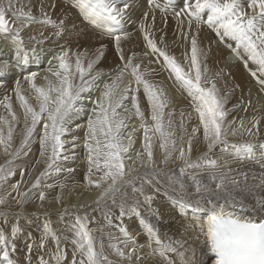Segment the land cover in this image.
Here are the masks:
<instances>
[{
    "label": "snow or ice",
    "instance_id": "snow-or-ice-1",
    "mask_svg": "<svg viewBox=\"0 0 264 264\" xmlns=\"http://www.w3.org/2000/svg\"><path fill=\"white\" fill-rule=\"evenodd\" d=\"M57 2L58 0H52L47 6L54 9ZM147 2L149 5H155L161 12L171 9L175 17L181 21L187 19L189 29L193 21L197 25L203 23L212 29L221 42L225 38L234 41L236 46L231 50L237 59H243L246 68L249 61L256 65L251 75L253 77H256L257 73L264 75V0H182V7L178 11L172 8L171 0H168L164 7L156 3V0ZM69 3L78 11L83 21L113 39L116 53L123 61V66L118 69L111 81L104 82L100 95L90 100L93 107L88 115L83 145L88 161L85 179L88 184L102 189L97 197L96 206L104 207L105 210L102 212L104 220L111 224L113 219L121 220L125 216L135 215L147 234L150 255L159 256L163 264H177V261L179 264H196L194 250L190 246L186 247L180 241L162 240L155 226L142 216L141 201L135 199V194H139L149 211L158 215L151 209L153 196L145 195L144 185H152L156 176L163 174L167 176L165 195L174 205H178L181 213L189 209L193 213L191 222L184 225V230L205 237L210 251L215 254V264H264V220L256 222L254 218L243 214V205L237 197L248 190L247 173L231 166L233 161L249 162L264 169V151L257 154L253 149L252 139L238 142L229 140L230 136L238 135L258 137L261 118L254 115L248 122L241 119L238 124L235 120L227 121L225 109L227 94L221 96L215 80L207 76L208 68L201 62V56L205 54L201 51L196 36L191 37L190 58L188 53H185L187 63L185 69L166 49L158 47L149 34L150 26L141 22L139 30L143 34L146 47L153 55L158 54V58L162 57V63L169 71V78L174 77V82L187 93L191 101L190 106L197 114L199 123L193 126L191 134H188L184 127L183 112L177 126L173 119V111L166 112L170 103L169 98L163 88L157 87L145 78L141 64L134 62L137 54L124 55L121 41L128 38L129 33L123 31L122 25L126 19V10L130 7V0H69ZM45 7V0H40L41 18L38 19L32 11L31 0L27 4V10L25 0H0V38L10 42L14 60L11 68L24 73L23 82L29 85L37 101L36 107L29 102L22 91V81L17 77L12 91L23 111L24 130L19 146L13 148L14 129L19 117L8 95L0 100V106L7 112V116L0 114V148L10 156L5 164L0 165V184L15 174L13 161L33 142L34 137L39 144V157L36 158V163L39 164L43 160L45 167L36 176L30 189L40 187L42 178L52 173L72 171L60 166L61 161L70 158L65 154L66 144L69 142L63 137L72 131L70 125L74 117L84 110L85 94L98 87L96 81L102 75V72H96L95 75L92 73L94 65L103 57L106 46L101 44L92 58H87V50L72 51L65 45H59V39L69 31L67 17H58L54 20L45 11ZM148 15L147 12L144 13L145 20ZM32 24L51 26L54 31L47 36L42 31L37 35H31L26 45L22 32ZM76 28L77 25L73 22L70 31L75 32ZM183 35L187 40L188 33ZM50 37L56 38L55 43L60 50L55 51L49 58V67L45 70L48 75L43 77L45 83L41 85L36 82L39 73L26 71L22 66L28 65L30 58L39 63L45 51L43 45ZM144 55L147 56L148 53L145 52ZM157 62H160L159 59ZM9 72L8 62H0V84L8 78ZM126 73L132 78L127 84L124 83ZM133 82L135 88L131 87ZM258 83L264 90V78L259 79ZM141 88L147 100L150 123L141 109L137 95ZM129 97L134 115L140 120L139 128L143 130V153L137 152L136 159L141 165L155 164L153 153L155 138L163 153L161 164L167 165L173 160L181 161L178 175L172 169L149 167L140 173L126 166L125 160L130 159L128 154L134 143L137 128L133 127L125 137L124 131L128 128L126 120L129 117L122 116L117 109L124 107ZM76 127L80 128L81 125ZM201 130L206 151L193 158V137ZM75 140L76 137L73 136V149L76 148ZM217 147L220 148V157L214 158L213 150ZM261 148L264 149V144ZM144 154L147 156L146 161ZM23 155L27 156L28 152H23ZM132 163L135 164V161ZM94 170L101 173L96 180L91 179ZM19 174L21 178L25 176L24 167L19 168ZM236 174L243 175L244 181L238 180ZM137 180L141 182L140 187L136 186ZM22 182L23 179L11 185L21 198L16 200L20 205L27 203L29 198L28 192L19 190ZM46 187L52 188L53 185L49 184ZM60 187L63 188L64 185L61 184ZM127 187H131L134 194L131 203L128 192L123 191ZM155 191L158 192L159 188H155ZM6 196L7 193L0 196V205L6 203ZM56 199L59 202L60 197L57 196ZM39 200H45L44 191L40 192ZM109 200L111 208L107 205ZM112 208H117L119 215H114ZM260 210L264 211V201L261 202ZM200 213L204 215H197ZM63 214H67L66 211ZM9 216L15 217L16 223H12L10 227L0 226V259L4 264H15L9 253L10 250H15V238L23 231L19 224L22 213L0 210V218L5 225L8 224ZM88 222L87 216L76 215L74 220L66 225L67 232L58 234L51 222L45 219L42 226H39L38 240H34L31 233L27 234V239L32 241L27 244V249L29 252L34 248L41 251L38 264H122L124 261L131 264L133 257L137 262L141 260L138 249L143 245H138L136 237L127 228L119 227L123 239L109 233L105 244L104 235L101 234L99 237L94 235L88 227ZM49 241L54 245L50 250ZM153 241L155 247L152 246ZM68 244L72 246L71 260L67 259ZM174 244L179 247L173 246ZM109 251L119 260L111 259ZM170 254H175L177 259H172Z\"/></svg>",
    "mask_w": 264,
    "mask_h": 264
},
{
    "label": "rangeland",
    "instance_id": "rangeland-1",
    "mask_svg": "<svg viewBox=\"0 0 264 264\" xmlns=\"http://www.w3.org/2000/svg\"><path fill=\"white\" fill-rule=\"evenodd\" d=\"M28 2H29V0H25V5H26L25 10H27ZM39 2H40V0H31L32 11L33 12H39V11H35L34 10L35 9V7H34L35 5L38 8V5H39L38 3ZM45 2H46L45 3L46 6H47V5H50L52 3V0H49V1L45 0ZM156 3H159L161 7H164L168 3V0H156ZM60 4H64L66 6L67 12L64 13L63 18L66 16L67 17V22H69V32L66 31L64 34H66V35H70L71 34V31H70V28H71V25H72L71 22H75L76 24L80 25V27H82L86 31H88L89 34L92 35V39L90 40V41L93 42V46L91 45L92 48L90 46V48L92 49V52H90L91 49L87 46V44L85 42H83V46L85 48L88 47V50H89L87 58H91L93 56V52H95V50L97 48H99L101 44H104L106 46L104 48L105 49L104 50V55H103V57H101L102 60L100 59L99 61H97V63L94 66L93 71L99 72L103 68H109L113 63L114 64L116 63L115 61H117V64H118L117 65V70L120 67H122L123 66V61L121 62V60L119 59L118 54L116 53L115 43H114L113 39L111 37L103 35L99 30L94 29L86 21H83L82 17L79 15L78 11L75 8H73L72 5L69 3V0H58L57 5H60ZM171 4H172V8H174L176 11H178L180 9V7H182V0H171ZM47 7H45V11L48 12V14L51 17H54L53 18L54 20H56L58 17H56V15H53L52 13L50 14L49 11L52 12V10L50 8L46 10ZM245 7H246V4H245ZM68 10H70V11H68ZM152 11H153V13H152ZM145 12H147L149 15L152 13L151 16L148 15L147 20L144 19V13ZM141 13H143V14H141ZM158 13H160L159 16H160L161 26L158 28V32H153L155 30L152 29L153 28L152 27L153 26V22L151 21V19H153L152 17H155L156 16L155 14H158ZM8 15H9V17H11L10 13ZM34 15L36 16V14H34ZM132 17H135V20L133 22L131 21L133 19ZM37 18L39 19L41 17H37ZM204 18L206 19V16ZM74 19H75V21H74ZM77 21H79V22H77ZM141 22H144V23L147 22L146 24L150 26L148 28V31L150 30L149 34L156 41L158 47L166 49L169 52L170 55L174 56L176 58V60L183 67H185V69H187V63L185 61V53L187 52L188 56L190 58V51H189L190 47H191L190 41H191V37L194 36L193 34L196 35V38L198 40V38H205V37L208 36L209 33H211L210 35L213 38L211 39L212 41H208L207 42L208 48L207 47L206 48L201 47V51L205 54V55L201 56V62H202V64L206 65L207 68H208L207 76L210 77V78H213L215 80V82L217 84V88L219 90V94L221 93L222 89L226 90V91L230 90V93L236 92V93L240 94V96L237 99H236V97L235 98L233 97L234 99L232 98L231 101L227 97V100H226L227 102L225 104V109L227 110V115H228V113H230V114L232 113L231 117H233L234 115L240 116V119H238V120L236 119L237 124L239 123V121L241 119H243L245 122H248L252 118L251 113L254 116L256 114V112H259L256 115H258L259 117L263 116L261 113L264 112V106L262 105L263 108L262 109H258V108H261L262 106L257 107V106H254V105H255V102L257 100V98L255 96V92H256V94L258 93V95L263 94V96H264V90H261L262 87L258 83V80L260 78H264V75H262L260 73H257L256 77H253L251 75V71L255 70L256 65H254L251 61H249L248 62V67L246 68L243 59H237V57L234 55V53L231 50L232 47L236 46L234 41L230 40L229 38H225V40L223 42H221L220 39L216 36V34L212 31V29H210L206 24H203V23L197 25V23L195 21H193V23L191 25V29H189V25H188L187 19H183L181 21L180 18L175 17L174 12L171 9H169L168 11H165V12H161L159 8L155 7V5H149L147 0H130V7H129V9L126 10V19H125V21H124V23L122 25L123 31H125V32L128 31L127 33H129V36H128V38L123 39L121 41V47L123 49V52H124L125 56L126 55L130 56L133 53H136L137 55L134 57V62H137V63L141 64L142 72H146L145 73V78L149 79V77H152L151 79H149V81L154 83L155 85H157V87L164 89L165 94L169 98V101H170L169 107L166 109V112L167 111H173V117H175L177 119V121H178L177 126L179 125V122L181 120V115L180 114H181V112H183V114H184L183 119L186 118V119H184V127L187 130V133L191 134V130L190 129H192V127H193L192 124L195 123L193 120L196 119V117H197L196 115L197 114L193 111V109H191V106H190L191 101H190V98L187 96V93L184 92L182 89H180L179 85H177L174 82V77L171 78V79L169 78V71L166 70L165 66L163 65L162 57L158 58V54L157 55H153L151 53V50L146 47V42L143 39V34L139 30V25L141 24ZM84 25H85V27H84ZM34 28H36L35 30H38V33L42 31L44 33V35L48 34V32H53L54 31V29L51 26H43V25H40V24H32V25L29 26V28L25 29L23 32L27 33V34H33V32H30V30L32 31ZM77 28L79 29V26ZM130 28L132 30H130ZM203 32L206 33V34H204ZM184 33H188V39L187 40L184 39V35H183ZM161 37H163V42H161ZM172 37H174V38H172ZM0 40H1L0 41V46H1L0 47L1 51L0 52H2V51L4 52V48H5V51H6V48H8V51L4 52V54H6V56H7V58L9 60L11 59L12 61H14L12 59L13 51H12V49L10 47V42L9 41H5L2 38H0ZM58 44L59 45H64L63 43H60V41H59ZM67 46L70 47V45H67ZM219 46L221 48L220 50H222V51L225 50L227 55L230 56V57H228L226 55V60L229 63H222L219 60V58H218V60H215V62L216 61L218 62V65H219L218 66V65L212 64L211 60L213 59V61H214V55H218L220 57L222 56L223 53L218 49ZM58 48L59 47H57V48H51L50 47L49 49L48 48H44L46 50V52L44 51V53L41 55L42 59L45 58L44 54H50L51 53L50 55H54L55 51H59L60 50ZM53 50H54V52H53ZM240 51L242 52V49H240ZM145 52H147L149 55L145 56L144 55ZM210 56H211V58H210ZM87 58H85V66H86V63H87L86 62ZM158 59H159L160 62H157ZM244 59H246V55L244 56ZM0 62H2L1 59H0ZM107 62H110V64L109 63L107 64ZM39 64L41 65V62ZM39 64L37 62L33 61L30 58L29 64L26 65V67L25 66H22V67H24L26 69V71L27 70L28 71H34V69H35L34 67L35 66L38 67ZM233 64H236V65L240 66L241 70L244 71V73H245V78L242 77L241 79H238L236 71L232 74V72H233L232 70L233 69H231L232 68L231 66H233ZM106 65H107V67H106ZM48 67H49V65L46 66L45 68H48ZM98 69H99V71H97ZM42 70H44V69L42 68ZM223 71L225 72V74H223L224 73ZM154 72H155L156 75L153 78L152 74ZM209 72H210V75H209ZM116 73H117V71H116ZM148 73H149V77L147 75ZM150 73H151V75H150ZM217 73H219V75H217ZM45 75H48V73L46 71L41 72V74L37 77L39 80L37 79L36 82L38 84L43 85L45 83L44 80H43V77ZM246 76H247V78H246ZM128 77H130V76L126 73V79ZM219 77H221V78H219ZM245 79H246V81H245ZM220 80H222V81L220 82ZM255 80L257 81V83H256ZM238 81H239V86L240 87H237L238 86L237 85ZM231 83L233 85H231ZM235 83H236V85H235ZM252 83H253V85L255 83L258 84V85H254V86L252 85L251 86ZM224 85H225V87H224ZM244 85L247 88H245ZM132 86H134V88L136 87L134 82H133ZM231 86L234 87V88H232ZM242 90H244V91L242 92ZM248 90L251 91V92H249ZM254 90H255V92H254ZM97 91L100 93L102 90H101V88H99L98 90L93 91L92 95H90L92 98L85 94V101H84V108L85 109L83 110V112H85V113H83V112H82L83 114L80 113L78 115V118H76L75 120L72 121V123L70 125V128L74 127L77 130L78 129H80V130L84 129L86 131V128H83V127L77 128L76 126L79 125L80 122L83 123L85 121V119H86V115L88 117V114L91 113V108L93 107V105L91 104L90 100L95 99V92H97ZM140 91L141 92L143 91L142 88L139 90V92ZM173 93L177 94V96L174 97ZM5 95H6V93L2 94V92H0V100H3ZM93 95H94V97H93ZM220 95L224 96L222 93ZM179 97H181L182 99H180ZM239 98H241V99H239ZM244 98H246V99H244ZM176 99H180V100H176ZM247 99L248 100L250 99L251 101L249 100V102H248ZM232 100L234 102H232ZM235 102H239L242 105V107H243V108L240 107L241 108L240 114H239V112H237L235 110V108H236V107H234ZM177 103H179V104H183L184 103L183 104L184 107L182 105L181 106H177L178 105ZM242 103H245V104H242ZM250 104H252V105H250ZM251 107L253 108L252 110L250 109ZM244 109H246V110H244ZM256 109H258L259 111L256 110ZM187 110H188V112H186ZM189 110L192 111V112H190ZM260 110H261V112H260ZM120 114L122 116L129 117L126 120V123L128 124V128L124 131V136L125 137L127 136L128 132L132 131L133 127L137 128V132L134 133V143H133L132 148H131V150H130V152L128 154L130 159H126L125 160L126 166L127 167H132V168H134V167L138 168L137 170H135V168H134V171H136V172H138L139 169L142 166L159 168V167L156 166V164H154L152 166H148V165L146 166V164L141 166L140 161L136 159V153L137 152L143 153V144H142L143 130L139 128L140 120L134 115V109H132V107H131L130 110H127V111H125L123 113H120ZM247 114H248V116H247ZM83 118H85V119H83ZM146 119L148 120L149 123L151 122L150 121V116L146 117ZM226 119H227V121H231L228 117H226ZM82 120H84V121L82 122ZM74 121H76V122H74ZM191 121H193V122H191ZM196 122L199 123L198 121H196ZM84 123H83V125H84ZM85 131H84V133H85ZM177 132H179V127H177ZM17 133H19V130H18ZM244 137L245 136L242 137V136H239V135L236 136V137H231L230 136L229 140L238 142V141H242V138H244ZM259 138H260V136L255 138L254 141L255 140L258 141ZM155 141H156V139L154 138L153 145H154ZM196 141H198V145L200 144L201 141L203 142L202 130H201V132L197 133L196 136L193 137V148H195ZM126 142L127 141L125 139V143ZM258 143H260V145H259L260 147L256 148V147L253 146V148H255L257 150V152L260 153L261 151H264V149L261 148V145L264 142L259 141ZM204 146H205V144L203 145V147ZM258 148H259V150H258ZM67 149H68V147H66L65 154L69 155V157H70V154L72 153V150L71 149L67 150ZM0 150H2V148H0ZM203 151H206V149L202 150V152ZM200 153H201L200 151L197 152V153L195 152V154H193L192 157L195 158ZM213 156H214V158H219L220 157V148L219 147H217V148H215L213 150ZM226 158H228V157H226ZM144 159H145V161L147 160L146 154H144ZM228 159H230V158H228ZM0 161L2 162L4 160H1V157H0ZM133 161H135V164L132 163ZM1 162H0V165H3L4 163L3 162L1 163ZM64 162H66V161H63V162L61 161L60 164H62ZM170 162L171 163H169L167 165V167L164 168V169H166V170L167 169H172L178 175V166L181 164V161L173 160V161H170ZM177 163H180V164L178 165ZM235 163L236 162L233 161L231 166L233 167L235 165ZM76 164L77 163H74L73 166H71L69 169H72ZM139 166H141V167H139ZM44 167H45V165H44ZM67 167H69V166H67ZM15 169H16L15 174L12 177H8L6 182L0 184V196H4L7 193L6 203L4 205H0V210L8 211L10 213H15V212H21L22 213V216H21V218L19 220V224L22 227L23 231L21 233H19L18 236L15 238V244H16L15 250L14 251L10 250V253H9L10 258L15 262V264H38V258L41 255V251L39 249H36V248H34L31 252L28 251L27 244L32 242V241L27 239V234L31 233L32 237L34 238V240H38L39 239V235H40L39 226H42V224H43L45 219H47L48 221L51 222L52 227L55 230H57L58 234H59L60 232H67L66 225H68L69 222L73 221L76 215L87 216L89 218L88 227L93 231V234L96 235L97 237H99L102 234L103 229L106 227L105 226L106 221L104 220V218L102 216V212L105 209H104V207L97 208V206H96V200H97L96 198L99 196L100 192L96 195L97 197H95V199L93 201H91L90 203H86L85 205H82L83 207L80 206V207H77V208H76V206H74V207L72 206L73 208H71L69 205H66V203H71V202L73 203L74 201L72 200V198L75 199L76 196L80 195V193H76L77 189H72L71 191H69L71 194L70 193L67 194L68 190L64 191V192H61L62 194H60V196H59L60 197L59 201L61 203V204L59 203L60 208H57L58 209L57 213H53L56 216H54L53 214H52L53 216H51L50 214H47V211H49V210H46L45 212H42V213L39 212V208L41 206H43V207L47 206L48 207L50 205L49 202H48V199H45L44 201L38 200L37 203H35V209L34 210L33 209H29L28 204L20 205V204L16 203V200L17 199H21V198L17 196L16 190H13L11 188L12 184L16 183V181H18V180L23 179V182L21 183L19 190L22 191V192H28V197H29L28 198V202L33 200V196L39 199V194H40L41 191H44V188L41 186V187H38V188H35V189H30V184H31V182L33 183L35 181V178H36L37 175H39L41 169L38 170V172H35L34 176L31 177L30 175H26L25 174V176L23 178H21V176L19 174V168L17 167ZM87 172H88V169H87ZM87 172H85V174ZM66 173H68V172H65V174ZM93 173L98 174V176L97 175L95 176L96 179H98L99 176L101 175V173L99 174V172H96V171L93 172ZM54 174H56V173H54ZM161 175L157 176L156 181H153L152 185L145 184L144 185V190H145V195L153 196V200L154 199H159V202L156 201V205H158V203H159L160 206H164V205H166V202L168 200H170V199L168 198V196L165 195V186L167 184V176H165L163 174H161ZM47 177L48 178L52 177V174H50ZM160 177H162V178H160ZM44 178H46V177H44ZM44 178H42V179H44ZM59 178H60V176L58 178H57V176H54L53 181L51 179V181L50 180L49 181H45V183L47 185L52 184L55 181H57ZM96 179H94V180H96ZM157 181H158V183H157ZM159 182H162V183H159ZM140 183H141L140 180H137L136 181V186L140 187ZM88 185H89V187L86 186V188H85L86 191H88V190L93 188V185H90V184H88ZM155 188H159V191L158 192L155 191ZM61 190H63V188ZM85 190L83 189L80 192H83ZM126 190H128V191L131 190V187H127L123 191H126ZM9 192H10V194H9ZM9 200H10V202H9ZM52 202H54V201H51V203ZM55 204H57V203L55 202ZM107 205L110 208L112 207L110 200L107 201ZM152 206H154V203L151 204V207ZM90 210H92V211H90ZM117 210H118L117 208H112V211H113L114 215H119V212L116 213ZM65 211H66L67 214H63L62 215V213L65 212ZM89 211H90V213H89ZM78 212H80V214ZM34 213L37 214V215H33ZM116 221L117 220L113 219V222L111 223V224H113L110 227L112 235H114L115 230L119 226L118 223H116ZM12 223H16V219L13 216H9L7 225H5L3 219L0 218V226L10 227V225ZM68 234L70 235V233H68ZM53 247H54V245L51 243V241H49V250L52 249ZM71 249H72V246L70 244H68L67 245V252H68L67 259L68 260H71ZM45 251H47V250H45ZM45 258L46 259L48 258L46 254H45ZM132 263L135 264L136 261L132 260ZM0 264H4L2 259H0Z\"/></svg>",
    "mask_w": 264,
    "mask_h": 264
},
{
    "label": "bare ground",
    "instance_id": "bare-ground-1",
    "mask_svg": "<svg viewBox=\"0 0 264 264\" xmlns=\"http://www.w3.org/2000/svg\"><path fill=\"white\" fill-rule=\"evenodd\" d=\"M49 1V0H48ZM51 2V1H50ZM46 3V2H45ZM40 4V2L38 3ZM35 11H39V5H38V8L37 6L35 5ZM47 7V6H46ZM51 9L52 12L49 11V13L53 14V15H56V17H59V18H63L64 16V13L67 12V8L64 4H60V5H57L54 9L51 8V7H47V9ZM70 11V10H68ZM148 11V10H147ZM34 14H36L37 17H41V14H40V11L39 12H33ZM69 13V12H68ZM153 13V11H152ZM151 13V14H152ZM157 13V12H156ZM143 14V13H141ZM151 14L149 16H151ZM160 13L158 14H155L156 16L154 17L155 19H151V21L153 22V32H158V28L161 26V22H160V16H159ZM154 15V14H153ZM69 17V16H68ZM80 17V16H79ZM52 19L54 17H51ZM65 18V17H64ZM133 19L131 20L132 22L135 20V17H132ZM153 18V17H152ZM78 19V18H77ZM150 19V18H149ZM75 21V19H74ZM80 21V20H79ZM77 21V22H79ZM162 21V20H161ZM68 23V26H69V22ZM73 23V22H71ZM147 23V22H146ZM151 23V22H150ZM76 24V23H75ZM130 24V23H129ZM78 25V24H76ZM131 25V24H130ZM79 26V29L76 28V31L75 32H71L70 35H66V34H63L62 38L59 39L60 43H63L64 45H70V49L72 51H78V52H83L85 50H87V52L89 51L88 50V47L90 48V46L92 45L93 46V42L90 41L92 39V35L88 33V31H86L84 28L80 27ZM77 26V27H78ZM85 27V25H84ZM88 27V26H87ZM32 28V27H31ZM48 28V27H47ZM134 28V27H133ZM36 28H34L32 31L30 30V32H33V34H27V33H24L22 32V37L24 38L25 40V44L27 45V40H28V37L31 36V35H37L38 34V30H35ZM38 29V28H37ZM51 29V28H50ZM71 29V28H70ZM46 30V29H45ZM130 30H132L130 28ZM197 30V29H196ZM150 31V30H149ZM69 32V31H68ZM128 32V31H126ZM50 32H48L49 34ZM193 33V32H192ZM201 33V32H200ZM204 33V32H203ZM202 33V34H203ZM209 33V32H208ZM207 33V34H208ZM213 33V32H212ZM48 34H46L45 36H47ZM206 34V33H204ZM203 34V35H204ZM211 33L208 34L207 37L205 38H198V45L201 49V47L203 48H208L207 46V42L208 41H212L211 39L213 37H211L210 35ZM194 36H196L195 34H193ZM175 36V35H174ZM178 36V35H177ZM198 36V35H197ZM200 36V35H199ZM95 37V36H94ZM183 37V36H182ZM174 38V37H172ZM75 39V40H74ZM1 41V40H0ZM58 41V43H59ZM176 41V40H175ZM56 42V38L55 37H50V39L48 41H45L43 47L44 48H57V43ZM83 42H85L87 44V48H85L83 46ZM128 42V41H127ZM130 45V44H129ZM211 45V44H210ZM91 46V48H92ZM133 46V45H132ZM182 46V45H181ZM1 47V46H0ZM39 47V46H38ZM68 47V46H67ZM131 47V46H130ZM134 47V46H133ZM183 47V46H182ZM90 48V49H91ZM181 48V47H180ZM59 49V48H58ZM178 49V48H177ZM189 49V48H188ZM216 49V48H215ZM218 49L220 50V46L218 47ZM223 49V48H222ZM105 50V49H104ZM1 51V50H0ZM6 51H8V48H6ZM5 51V48H4V52ZM205 51V50H204ZM223 54L222 56H218V55H214V61L213 59L211 60V63L214 64V65H218V62L215 60H219L222 62V63H229L227 60H226V55L227 53L222 50H220ZM4 52H0V59L2 62L4 61H7L9 66H10V72L7 74V79L3 82V84H0V92H2V94L6 93V95H8L11 99V103L13 105V109L15 110V112L17 113V116L19 117V122L17 123L15 129H14V136H13V148L19 146L20 144V140H21V137H22V133H23V130H24V121H23V111L22 109L19 107V102L16 100L15 98V95L12 91V88L14 86V81L17 77H19L22 81V91L23 93L28 97L29 99V102L34 106L36 107L37 105V101L35 99V94L34 92H32V90L30 89L29 85L26 83V82H23V72L21 71H18V70H15V69H12L11 66L12 64L14 63V61H12L11 59L9 60L6 56V54H4ZM46 52V50H45ZM54 52V50H53ZM92 52V49L91 51ZM3 53V54H2ZM94 53V52H93ZM169 53V52H168ZM51 54V53H50ZM50 54H44L45 55V58L42 59V57L40 58V62H41V65L39 64L38 67H34V71L38 72L39 75L41 74V72H44L47 68H45L46 66H48V60L49 58L52 56ZM129 54V53H128ZM217 54V53H216ZM221 54V53H220ZM149 55V54H148ZM174 55V54H173ZM127 56V55H126ZM228 56V55H227ZM230 57V56H228ZM92 58V57H91ZM118 58V57H117ZM211 58V56H210ZM102 60V59H101ZM112 60V59H111ZM213 61V62H212ZM87 62V61H86ZM111 62V61H110ZM110 62H107V64ZM116 63L112 64L109 68H103L101 71H99V69L97 71L99 72H102V75L100 77V79H98L96 81V85L98 87H95L94 89H92L90 91L89 94H86L88 96L92 95V92L95 91V90H98L99 88H101V90H103V84L105 81H108L110 82L112 77H114L117 73L116 71L117 70V61H115ZM122 62V61H121ZM137 63V62H136ZM121 64V63H120ZM87 65V63H86ZM95 66V65H94ZM219 66V65H218ZM26 67V66H25ZM107 67V65H106ZM233 69L232 71V74L236 71V74H237V78L238 79H241L242 77L245 78V73L244 71L241 70L240 66L236 65V64H233V66H231ZM42 68L44 70H42ZM230 68V67H229ZM148 69V68H147ZM251 69V68H250ZM159 70V69H158ZM28 71V70H27ZM142 71V69H141ZM218 71V70H217ZM220 71V70H219ZM157 72V71H156ZM215 72V71H214ZM224 72V71H223ZM20 73V74H19ZM146 73V72H145ZM96 74L95 71H93V75ZM208 74V73H207ZM225 74V72L223 73ZM44 75V74H43ZM42 75V76H43ZM148 77H149V73L147 74ZM151 75V73H150ZM155 72L152 74L153 78L155 76ZM209 75H210V72H209ZM159 76V75H158ZM222 76V75H221ZM225 76V75H224ZM233 76V75H232ZM231 76V77H232ZM227 77V76H226ZM234 77V76H233ZM259 77V76H258ZM152 77H149V79H151ZM221 78V77H219ZM235 78V77H234ZM247 78V76H246ZM38 79V78H37ZM132 78L131 77H128L127 79H125L124 83L127 84L129 80H131ZM148 79V80H149ZM166 79V78H165ZM216 79V78H215ZM227 79V78H226ZM261 79V78H260ZM39 80V79H38ZM162 80V79H161ZM251 80V79H250ZM222 80H220L221 82ZM226 81V80H225ZM237 81V80H236ZM246 81V79H245ZM244 81V82H245ZM248 81V80H247ZM256 81V80H255ZM249 82V81H248ZM216 83V82H215ZM218 83V82H217ZM226 83V82H225ZM233 83V82H232ZM231 83V85H233ZM257 83V81H256ZM254 84V85H258V84ZM222 84V83H221ZM133 85V83H132ZM132 88H134V86H132ZM236 85V83H235ZM237 87H240L239 86V81L237 83ZM242 85V84H241ZM247 85V84H246ZM253 85V83L251 84V86ZM253 85V86H254ZM245 86V85H244ZM225 87V85H224ZM232 87V86H231ZM230 87V88H231ZM243 87V86H242ZM256 87V86H255ZM227 88V87H226ZM234 88V87H232ZM245 88H247L245 86ZM220 89V88H219ZM238 89V88H237ZM236 89V90H237ZM250 89V88H249ZM143 90V89H142ZM239 90V89H238ZM262 90V89H261ZM232 91V90H231ZM234 91V90H233ZM240 91V90H239ZM244 90H242L243 92ZM246 91V90H245ZM249 91V90H248ZM247 91V92H248ZM253 91V90H252ZM260 91V90H259ZM251 92V91H249ZM248 92V93H249ZM255 92V90H254ZM253 92V93H254ZM221 93L225 96V94H227V97L229 98V100L231 101V99L234 97H236V99L240 96L239 93H236V92H232L230 93V90L229 91H226V90H221ZM220 93V94H221ZM246 93V92H245ZM261 93V92H260ZM34 95V96H33ZM100 95V93L97 91L95 92V99ZM138 97H139V101H140V106H141V109L145 112V116L146 117H149L150 116V113H149V109H148V105H147V100H146V97L144 96L143 94V91L141 92H138ZM245 95V94H244ZM258 93L256 94L255 92V96L257 98L256 102H255V105L254 106H264V96L263 94H260L258 95ZM173 96L176 97L177 94L173 93ZM2 97V96H1ZM91 97V96H90ZM94 97V95H93ZM244 97V96H243ZM246 97V96H245ZM92 98V97H91ZM180 99H182L181 97H179ZM233 98V99H234ZM255 98V99H256ZM180 99H176V100H180ZM241 99V98H239ZM246 99V98H244ZM252 99V98H251ZM174 100V99H173ZM248 100V99H247ZM250 100V99H249ZM248 100V102H249ZM243 101V100H242ZM251 101V100H250ZM227 102V101H226ZM232 102H234L232 100ZM185 103V102H184ZM183 103V104H184ZM178 104V105H177ZM176 105L177 106H183V104H179L177 103ZM242 104H245V103H242ZM249 104V103H248ZM254 104V103H253ZM235 105H239L238 107L235 108V110L237 112H239L240 114V111H241V108L242 105L239 103V102H235ZM247 105V104H246ZM252 105V104H250ZM263 106L261 108H258V109H262ZM184 107V106H183ZM249 107V106H248ZM243 108V107H242ZM247 108V107H246ZM85 109V108H84ZM125 109L127 110H130L131 109V99L129 97V99L127 101H125L124 103V107L120 108V109H117V111L119 113H123L125 112ZM185 109V108H184ZM192 109V108H191ZM190 109V110H191ZM248 109V108H247ZM251 110L253 109L252 107L250 108ZM256 109V110H258ZM189 110V111H190ZM245 110V109H244ZM250 110V111H251ZM259 111V110H258ZM263 111V110H262ZM83 112V111H82ZM81 112V113H82ZM178 112V111H177ZM185 112V111H184ZM188 112V110L186 111ZM185 112V113H186ZM192 112V111H190ZM231 112V111H230ZM249 112V111H248ZM253 112V111H252ZM261 112V110H260ZM85 113V112H83ZM82 113V114H83ZM90 113V112H89ZM235 113V112H234ZM233 113V114H234ZM250 113V112H249ZM254 113V112H253ZM259 112H256V114H258ZM0 114H3L5 116H7V112L6 110L0 106ZM80 114V113H79ZM78 114V115H79ZM188 114V113H187ZM244 114V113H243ZM255 114V115H256ZM263 116L260 117L261 118V125H260V138L259 140H255V138H249L248 136H245L244 138H242V140H249V139H252V143H253V146L254 147H260V143H258L259 141L261 142H264V112L261 113ZM78 115H76L74 117L73 120H75L76 118H78ZM89 115V114H88ZM194 115V114H193ZM232 113H228L227 117L233 121L235 120L236 122V119H240V116H237V115H234L233 117H231ZM246 115V114H245ZM252 117H253V114L251 113ZM197 116V115H196ZM248 116V114H247ZM250 116V115H249ZM188 117V116H187ZM242 117V116H241ZM9 119H11L10 117H8ZM85 119V118H83ZM87 115H86V119L85 121L82 120V122L84 123H81L79 125H81V127L83 128H86V124H87ZM174 121L176 122V124H178V121L175 117H173ZM186 119V118H184ZM81 120V119H80ZM195 123L192 124L193 126L197 125L198 123L196 121H198V118L196 117L195 120H193ZM191 121V122H193ZM76 122V121H74ZM199 122V121H198ZM78 123V122H77ZM76 123V124H77ZM237 123V122H236ZM75 125V124H74ZM39 127L38 126V130H39ZM19 130V133H17ZM71 130L68 134H66L63 139L65 141H68L69 143L66 144V147H68L67 150L71 149L72 150V153L70 154V158L68 160H66V162L60 164V166L63 168V169H69L71 166H73L74 163H77L73 168H72V171L71 172H68L65 174V172L67 171H62L60 173H52V177L48 178H44L42 179L43 181L41 182V185L40 187L42 186L44 188V192H45V199H48V202H49V206L47 207H43L41 206L39 208V212L42 213V212H45L46 210H49L47 211V214H50L51 216H56L55 214L53 213H57V208H60L59 206V202H57V196H60V194H62L61 192H64V191H67V194L70 193L69 191H71L72 189H77L76 193H80L79 196H76L75 199L72 198V200L76 203H66V205H69L71 208H73L74 206L77 207H80L81 205H85L86 203H90L91 201H93L95 199V197H97L96 195L100 192L101 188H98L96 186L93 185V188L86 191L85 188L86 186L89 187L88 185V181L85 179V172H87V169H88V161H87V158H86V150L84 149L83 145H84V137H85V133H84V129L80 130V129H75L74 127L72 128L71 127ZM191 130V129H190ZM6 131V129H5ZM73 136L76 137V140L74 141L75 144H76V148L73 149L72 148V141H73ZM83 137V138H82ZM138 138V137H137ZM257 141V142H256ZM264 144V143H263ZM204 142H200V144L198 145V141H196L195 143V148H193V151H192V155L195 154V152H202V150L206 149V146H204ZM29 147L31 148V151H29ZM70 147V148H69ZM254 151L256 150L255 148H253ZM259 150V148H258ZM261 151V150H260ZM23 152H28V155L27 156H24L23 155ZM257 154H259V152H257V150L255 151ZM69 153V152H68ZM74 153V155H73ZM153 153H154V159H155V164L157 167L159 168H166L167 165L169 163H171L169 161V163L167 165L165 164H161L160 163V160L162 159V156H163V153L161 152L160 148H159V144H158V141L156 140L154 145H153ZM0 157H1V160H4L2 161L4 164L6 163V161L10 158V156L8 154H6L3 149L0 150ZM39 157V144H38V140L34 137L33 138V142L26 148H24L22 150V153L21 155H19L18 157L15 158V160L13 161V167L14 168H20V167H24L25 170H26V175H30L31 177L34 176L35 172H38V170L41 169V171L44 169V162L43 160L37 164L36 163V158ZM1 162V161H0ZM1 162V163H2ZM63 162V161H62ZM176 163V162H175ZM178 165L180 163H177ZM33 165H35V167H33ZM173 165V164H172ZM69 166V167H67ZM142 166V165H141ZM139 166V167H141ZM147 166V165H146ZM177 166V165H176ZM138 167V166H137ZM174 167V166H173ZM43 168V169H42ZM135 170H137L138 168L134 167ZM149 167H145V166H142L138 172L140 173H143L145 170H147ZM234 169H240L241 171L247 173V184H248V190L247 191H244L242 193H240L237 197V199L240 201V203L243 205V214L245 216H248V217H252L256 220V222H258L260 219L264 218V211H261V202L264 201V169H261L259 166L257 165H254L252 163H249V162H243V163H239V162H236L235 165L233 166ZM166 170V169H165ZM95 172V171H93ZM100 174V173H99ZM98 176V174L96 173H92L91 174V179H96L95 176ZM54 176H57V178L60 176V178L55 181L54 183H52L51 185H53L52 188H47V184L45 183V181H53L54 179ZM160 176V175H158ZM162 176V175H161ZM98 178V177H97ZM157 178V176H156ZM156 178L154 181H156ZM162 178V177H160ZM236 178L240 181H244V176L243 175H238L236 174ZM159 183H162V182H159ZM32 184V182H31ZM30 184V185H31ZM63 184L64 187H63V190H61L62 188L60 187V185ZM138 184V183H137ZM87 187V188H88ZM139 187V186H137ZM85 190L83 192H80L81 190ZM43 190V189H42ZM2 191V190H1ZM128 192V195H129V202L131 203V198H133L134 194L132 193L131 190H126ZM74 193V192H73ZM10 194V192H9ZM71 194V193H70ZM69 196V195H68ZM37 199V200H36ZM67 199V198H66ZM97 199V198H96ZM135 199H139L141 201V207H140V211H141V214L142 216L150 223H152L159 236L162 238V240L164 242H174V241H180V243L184 244L186 247H191L193 250H194V259L196 261V264H215V258L213 256V253L210 251L206 241H205V237L202 235V234H199V233H195V232H192V231H185L184 230V225L185 224H188L191 222L192 220V217H193V213L191 212V210H186L185 213H181L180 210H179V207L178 205H174L171 200H168L166 202V205L164 206H160V204L158 203V205H156V201L159 202V199H152V202L151 204L154 203V206L151 207V209L157 213L158 215H154L152 214V212L149 211L148 209V206L147 205H144L143 204V197L139 196V194H135ZM39 199L34 197L33 196V200L30 201V202H27L25 204H28V207L29 209H35V203H37ZM51 201H54L51 203ZM10 202V200H9ZM55 202L57 204H55ZM61 204V203H60ZM59 206V207H58ZM73 206V207H72ZM64 209V208H63ZM93 210V209H92ZM90 210V211H92ZM38 211V210H37ZM89 211V213H90ZM88 212V211H87ZM119 210L116 211V213H118ZM80 214V212H78ZM46 214V215H47ZM53 214V215H52ZM197 215H200V216H203L204 214L203 213H200V214H197ZM40 216V215H39ZM52 218V217H51ZM55 219V218H54ZM104 223V222H103ZM116 223H118V228L115 230L114 232V235L119 237L120 239H123V236L122 234L119 232V227L120 226H123L125 228H127L129 230V232L136 237L137 239V243L138 245H143V247H140L138 249V254L141 256V260L139 262H137L135 260V258L133 257V261H136L135 264H163L161 258L157 255H150L151 253V249L149 247H147V244H148V237H147V234L146 232L143 230L142 226L139 224V218L136 217L135 215H130V216H125L123 218H121V220H117ZM113 224H105V228L103 229V232L102 234L104 235L105 237V244H107V235L109 233H111V229L110 227L112 226ZM120 247H123V245H119ZM153 247H155V242L153 241V244H152ZM173 246L175 247H179V245L177 244H174ZM180 250H183V249H180ZM109 255H110V258L111 259H114V260H119L118 257H116L115 255L111 254V252L109 251ZM172 259H177L175 254H170ZM122 264H128L127 261H124L122 262ZM131 264L132 261H131ZM177 264H179V261H177Z\"/></svg>",
    "mask_w": 264,
    "mask_h": 264
}]
</instances>
